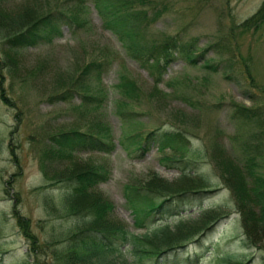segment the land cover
I'll list each match as a JSON object with an SVG mask.
<instances>
[{"label": "rangeland", "instance_id": "rangeland-1", "mask_svg": "<svg viewBox=\"0 0 264 264\" xmlns=\"http://www.w3.org/2000/svg\"><path fill=\"white\" fill-rule=\"evenodd\" d=\"M125 1L109 0L105 13L162 5L166 9L133 41L122 44L106 28L93 0H1L6 21L0 23V92L6 100L0 99V264H54L53 255L81 220L69 213L74 200L86 206L90 199H105L112 204L104 220L107 228L120 235L142 234L144 228H133L125 189L150 181L158 187L152 174L169 189L207 188L182 212L154 216L145 224H166V238L186 239L192 233L178 250L190 256L186 264H264L260 200L244 194L237 170L225 159L226 151L237 156L241 145L256 143L252 150L263 156L256 170L264 173V17L244 25L263 0ZM51 11L62 22L54 37L15 50L4 44L7 26L22 20L28 24ZM171 35L194 41V53L203 48L195 65L176 58L160 69L148 68L133 59L131 46L162 43ZM211 44L217 45L209 49ZM92 61L98 66L88 68L101 66L100 78L88 69L79 78L93 97L90 103L80 102L73 92L66 99L54 98L75 84L83 66ZM124 76L138 86L135 99L116 87ZM230 103L259 107L260 114L238 123L228 117ZM98 124L110 131L115 143L110 152H74L57 162L40 155L47 148L42 142L46 134L72 128L90 131ZM153 129L174 130L180 136L173 132V141L150 144L142 153L119 143L121 136L141 138ZM98 165L107 171L106 179L78 195L67 189L66 181L51 178L72 166ZM217 215L222 217L210 230L196 233ZM115 241L120 244V239Z\"/></svg>", "mask_w": 264, "mask_h": 264}, {"label": "trees", "instance_id": "trees-1", "mask_svg": "<svg viewBox=\"0 0 264 264\" xmlns=\"http://www.w3.org/2000/svg\"><path fill=\"white\" fill-rule=\"evenodd\" d=\"M100 1L94 0V8L97 9L98 13L102 15L104 14L106 28H108L117 39L122 42V44L126 42V39L133 41L134 38L139 36V32L154 23L161 12L166 9L165 5H162L161 8H149L148 10L144 8L146 11L141 8L143 10L142 15L140 13V8L139 11L136 10L137 12L135 10L133 12L132 10L134 14L131 10L128 12V9L122 12L105 13V4L108 3L109 0ZM124 4H126V1ZM0 10L3 9L0 7ZM151 11L152 14L150 13ZM146 13L149 14L147 15ZM132 17H135V20ZM257 17H261V19L264 17V0L261 2L254 15L245 21L244 25L248 26L246 24L249 23V21H254ZM127 18H129V20ZM57 19L58 17L51 11L35 18L28 24H26L25 20H22L17 25L12 24L14 26L11 28L7 26V36L4 35L1 39H3L4 44H6L11 50L22 48L25 45L29 46L36 42H42L43 40H48L47 37L52 38L58 33L56 27H58L60 19L59 21ZM1 21L6 20L4 19V15L0 12V23ZM0 28L2 27L0 26ZM136 43L137 42L135 41L134 44ZM211 45L212 46L209 45L207 47H215L217 44ZM194 49V41H182L176 35H171V37H168L167 40L162 43L148 45L137 44L136 47L131 46V53H133V59H136L142 67L150 68L153 65L157 68L163 67L176 58L180 59L183 62V65L193 66L195 65L197 58L203 53V48L197 53H194ZM93 62L94 61L89 62L83 66L75 80V84L72 83L71 86L63 89L59 95L56 94L54 98H68L72 96L73 92L80 96V102L90 103L93 97L88 92V86L83 85L79 78L83 79L85 77L87 69L92 73L94 71L95 73L98 72V77L100 78L101 70L98 71V69H100L101 66L95 70H92L91 67L90 69L88 68ZM92 66H98V63H93ZM206 67L209 66L207 65ZM95 76L97 75L95 74ZM128 77L124 76L122 79L120 78L118 80L120 84L116 87L119 88L126 97L135 99L136 94L133 93L135 89H138V86L133 78L130 76ZM1 90L2 89L0 88V91ZM3 97L6 100V97L0 92V99H3ZM229 108V119L241 124H246V121H249L250 119L252 120L260 114L259 107H247L230 103ZM173 132L176 136H180L179 133L174 130L159 129L157 131V129H153L145 132V135L141 138L140 136L138 138L132 137L130 134H128L129 136H121L122 139L121 141L119 140V143L124 147L129 144L134 150H138L142 153L147 150V147L150 144L161 145L173 141ZM47 141L52 142H49L50 146L45 144ZM42 142L47 148H45L40 155L46 157L50 155L56 162L62 160L63 157L71 156L74 152L101 151L108 153L114 147L108 127L102 126L101 124L96 125V127L92 128L90 131L72 128L57 133H48L42 138ZM51 146L55 149L52 150ZM254 146H256V143H254V145L250 143H245L243 146L241 145L240 154L237 156L226 151L225 159L227 165L229 164L237 170L240 188L244 190V194L248 197L253 193L255 195L254 199L258 198V201L260 200V216L264 218V204H262V200L264 203V173L259 174V171L256 170V168H259L262 164L258 163L257 159L258 157L263 156L259 152L252 150V147L254 148ZM42 156L39 158H41L43 162L44 160ZM57 158L60 160H57ZM41 167L43 168V172L46 171L44 169V164H41ZM106 175L107 171H105V168L101 165L95 167L85 166L81 168L72 166L68 171L62 169L57 173H53L51 178L56 182L60 180L66 181L65 183L68 185L67 189L69 188V191L72 189L73 194H81L82 192L80 193V191L93 186L97 182L104 181ZM152 177L154 180L158 181V187L153 185V181H150L151 183H146L139 187L128 186L125 189L127 198L126 202L131 213L133 228H144L145 230L142 234H132L129 231H125L120 235L117 234L118 232L114 231V228H107V220L105 222L104 220L106 219L105 217L107 216V213L112 210V204L107 200L90 199L86 206H84L85 204H79V200H77V202L74 200L75 207H71L72 210L69 213L73 214L75 217H79L81 220L72 227L69 235L65 236L62 248L58 253L53 255V263L141 264V261L144 259H152V264H186L190 259V256H182L178 250L183 246L182 243L185 240L192 238L190 236L192 233L186 239L178 237L166 238L163 236V233L168 230L166 224L145 227L147 225L146 222H150L154 219V216L161 218L180 213L187 208L189 204H194L193 201H195V196L199 191L202 193L207 188H204L205 186H198L169 189L161 186L160 182L162 181L158 179L157 175L152 174ZM245 190L247 192H245ZM70 195L71 193L68 194L65 199ZM71 200L73 199L71 198ZM221 217L222 215L214 216L212 219L206 222L204 221V226L196 233L200 235L205 234L210 230L211 224ZM19 223L23 229H26L24 222ZM177 224H180V222ZM28 234L29 233H25V236L27 235L33 242L34 237ZM118 239H120V244L119 241H115ZM249 239L250 238H248V240ZM124 242L125 245L123 246ZM121 246H123L122 249H120Z\"/></svg>", "mask_w": 264, "mask_h": 264}, {"label": "bare ground", "instance_id": "bare-ground-1", "mask_svg": "<svg viewBox=\"0 0 264 264\" xmlns=\"http://www.w3.org/2000/svg\"><path fill=\"white\" fill-rule=\"evenodd\" d=\"M115 1H118V0H113V2H115ZM119 1H124V3H125V0H119ZM0 2H1V1H0ZM93 2H94V0H93ZM93 2H92V3H93ZM111 2H112V1H111ZM3 3H4V2H3ZM116 3L118 4V2H116ZM127 3H128V2H127ZM119 4H120V3H119ZM93 5H94V4H93ZM121 5H122V3H121ZM119 6H120V5H119ZM136 9H137V8H136ZM136 9H135V11H136ZM142 9L144 10V8H142ZM142 9H141V10H142ZM141 10H140V13H141V15H142L143 10H142V11H141ZM71 11H74V10H71ZM129 11H130V10H128V12H129ZM137 11H139V9H137ZM137 11H136V12H137ZM144 11H146V10H144ZM131 12H132V10H131ZM131 12H130V13H131ZM133 12H134V10H133ZM133 12H132V13H133ZM136 12H135V13H136ZM78 13H79V11H78ZM132 13H131V15H132ZM140 13H139V14H140ZM150 13L152 14V11H151ZM158 13H159V12H158ZM75 14H76V13H75ZM133 14H134V13H133ZM143 14H144V13H143ZM146 14H147V13H146ZM148 14H149V13H148ZM148 14H147V15H148ZM153 14H154V13H153ZM156 14H157V13H156ZM76 15H77V14H76ZM78 15H79V14H78ZM127 15H128V14H127ZM131 15H130V17H131ZM158 15H159V14H158ZM160 15H161V14H160ZM154 16H156V15H154ZM78 18H79V17H78ZM132 18H133V17H132ZM134 18H135V17H134ZM134 18H133V19H134ZM146 18H147V17H146ZM150 18H151V17H150ZM127 19L129 20V18H127ZM140 19H141V18H140ZM134 20H135V19H134ZM137 20H138V19H137ZM143 20H144V19H143ZM151 20H152V18H151ZM131 21H132V20H131ZM141 21H142V19H141ZM77 22H78V21H77ZM147 22H150V21H147ZM78 23H79V22H78ZM76 26H77V25H76ZM67 27H68V26H67ZM70 27H71V25H70ZM210 46H212V45H210ZM209 49H210V47H209ZM211 49H212V48H211ZM177 57H178V56H177ZM159 69H160V67H159ZM153 70H154V69H153ZM126 136H127V135H126ZM128 136H129V135H128ZM120 141H121V140H120ZM113 142H114V141H113ZM114 144H115V143H114ZM212 187H213V186H212ZM218 190H219V189H218ZM214 191H215V190H214ZM211 192H212V191H211ZM214 195H215V194H214ZM196 201H197V200H196ZM198 205H200V204H198ZM196 206H197V205H196ZM181 212H182V211H181ZM217 216H218V215H217ZM213 219H214V218H213ZM215 219H216V218H215ZM197 247H198V246H197ZM198 249H199V248H198ZM198 249H196V250H198Z\"/></svg>", "mask_w": 264, "mask_h": 264}]
</instances>
